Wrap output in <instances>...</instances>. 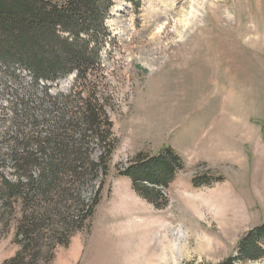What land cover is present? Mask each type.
Listing matches in <instances>:
<instances>
[{"label": "rangeland", "instance_id": "obj_1", "mask_svg": "<svg viewBox=\"0 0 264 264\" xmlns=\"http://www.w3.org/2000/svg\"><path fill=\"white\" fill-rule=\"evenodd\" d=\"M92 84L115 147L92 217L56 246L52 264H220L264 221V0H111ZM0 65V134L14 135L22 103L43 92ZM90 80V82H89ZM75 74L48 84L76 92ZM97 85V84H96ZM84 93L83 95H85ZM91 160L101 151L96 144ZM170 149L181 163L155 203L121 175L138 156ZM1 171V170H0ZM9 165L2 175L14 181ZM204 178L208 185L200 184ZM197 180V184H195ZM0 203V210H1ZM0 223V264L19 251L20 209ZM7 218V217H6ZM242 264V263H241ZM264 264V259L261 263Z\"/></svg>", "mask_w": 264, "mask_h": 264}, {"label": "trees", "instance_id": "obj_2", "mask_svg": "<svg viewBox=\"0 0 264 264\" xmlns=\"http://www.w3.org/2000/svg\"><path fill=\"white\" fill-rule=\"evenodd\" d=\"M110 1L0 0V65L26 72L43 92L14 114V135L0 134V223H8L14 206L20 209L15 230L19 251L4 264H52L55 247L65 246L98 204L99 189L90 199L82 192L100 171L105 174L116 141L105 101L96 91L100 83L82 89L91 75H103L100 51L109 36L104 20ZM71 74L76 92L48 93V84ZM92 144L101 151L97 163L91 160ZM134 163L121 175L152 203L157 189H165L181 168L170 149L152 158L138 156ZM5 165L14 181L2 175ZM200 184L208 182L202 178ZM238 251L237 259L220 264L261 263L264 221L239 240Z\"/></svg>", "mask_w": 264, "mask_h": 264}]
</instances>
